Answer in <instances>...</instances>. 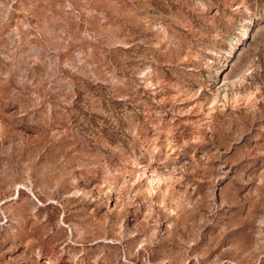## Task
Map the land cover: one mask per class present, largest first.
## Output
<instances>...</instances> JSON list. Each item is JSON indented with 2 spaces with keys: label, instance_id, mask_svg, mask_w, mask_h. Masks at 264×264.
<instances>
[{
  "label": "rangeland",
  "instance_id": "374dc122",
  "mask_svg": "<svg viewBox=\"0 0 264 264\" xmlns=\"http://www.w3.org/2000/svg\"><path fill=\"white\" fill-rule=\"evenodd\" d=\"M0 264H264V0H0Z\"/></svg>",
  "mask_w": 264,
  "mask_h": 264
}]
</instances>
